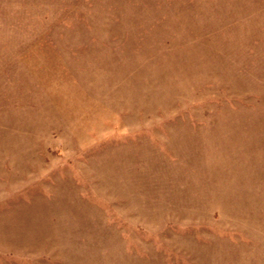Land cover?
Segmentation results:
<instances>
[{"label": "rangeland", "instance_id": "374dc122", "mask_svg": "<svg viewBox=\"0 0 264 264\" xmlns=\"http://www.w3.org/2000/svg\"><path fill=\"white\" fill-rule=\"evenodd\" d=\"M0 264H264V0H0Z\"/></svg>", "mask_w": 264, "mask_h": 264}]
</instances>
